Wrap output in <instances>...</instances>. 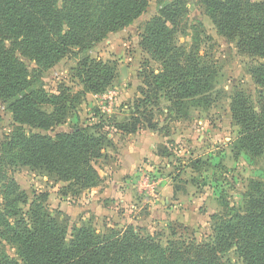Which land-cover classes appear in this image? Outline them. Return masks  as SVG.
I'll return each mask as SVG.
<instances>
[{
    "label": "trees",
    "instance_id": "obj_1",
    "mask_svg": "<svg viewBox=\"0 0 264 264\" xmlns=\"http://www.w3.org/2000/svg\"><path fill=\"white\" fill-rule=\"evenodd\" d=\"M201 5L219 36L235 44L241 55L261 61L250 69L257 97L237 91L230 111L240 130L233 144L235 155L264 160V0H201ZM148 6L149 0H0V102L16 125L0 145L1 163L44 171L80 192L102 185L96 165L113 146L109 132L100 125L75 126L55 136L27 132L25 128L49 132L64 126L71 108L66 94H49L34 85L38 74L65 58L88 53L132 25ZM185 15L183 0L166 4L146 24L140 42L161 65L159 73L144 75L147 92L142 103L159 110L164 100L169 114L180 113L189 101L209 109L219 74L197 45L188 49L177 44ZM74 71L84 91L94 95L105 94L118 77L115 63L91 58L80 61ZM144 116L135 113L118 123L117 132L129 135L145 128L162 133L158 122L143 124ZM149 117L147 122L153 112ZM201 165L191 162L195 171ZM1 196V238L10 240L5 242L15 247L18 259L0 249V264H235L228 257L232 251L243 264H264L261 183L250 184L243 210L222 203L225 212L212 217L213 236L208 241L172 239L166 245L141 236L133 227L104 234L92 226L74 227L69 233L39 203L47 201V194L36 196L26 218L19 204L28 199L8 178Z\"/></svg>",
    "mask_w": 264,
    "mask_h": 264
},
{
    "label": "rangeland",
    "instance_id": "obj_2",
    "mask_svg": "<svg viewBox=\"0 0 264 264\" xmlns=\"http://www.w3.org/2000/svg\"><path fill=\"white\" fill-rule=\"evenodd\" d=\"M172 1L149 0L147 11L132 25L110 35L108 40L94 46L88 53L65 58L51 69L38 74L39 79L34 88L44 89L49 94H66L71 108L66 124L62 127L49 132L25 128L27 132L55 136L75 126L93 128L100 125L104 132H109V139L113 142L114 135L118 133L115 125L120 123L117 116L125 121L135 113H144L147 117L144 116L143 124L158 122L164 128L160 136L164 137L171 131L172 137L179 139H166L167 145H158L157 154L163 162H149L153 169L141 170V191L138 195L143 197L144 204L139 214L130 210L124 217L125 221H122L123 214L120 213L95 217L80 210L72 214L70 211L85 207L81 199L91 190L80 192L69 189L68 183L44 171L7 166L1 161L0 206L3 203L1 193L4 181L8 178L17 184L28 199L27 204H19L26 218L36 196L47 194V201L39 203H42L49 217L66 227L69 233L74 227L92 226L100 234L112 229L122 231L133 227L141 236L154 238L163 245L172 239L208 241L213 236L212 217L221 216L225 212L222 203L236 210L244 209L245 195L250 184L257 182L264 185V160L251 159L244 154L236 156L233 152V144L240 130L232 120L230 106L237 91H243L255 100L258 87L252 80L250 69L261 61L241 55L235 44L217 34L212 21L204 12L201 0H183L186 15L180 21L176 41L179 46L188 49L197 45L200 55L217 67L219 74L212 94L213 104L209 109H204L189 101L180 113L175 114L168 113V104L164 100L159 102V110L143 105V93L147 92L144 75L159 73L161 65L150 53L141 49V36L146 24ZM85 58L117 65L118 77L105 94L86 93L80 81L75 78L74 69ZM26 63L30 70H35L34 64ZM149 111L154 115L151 122H147ZM15 128L7 105L0 102V145ZM177 134H184L185 138ZM193 161L203 165L195 171L191 166ZM104 164L103 160L97 162L98 172ZM162 187L169 193L165 199L172 202V207H177L174 210L177 214L172 211L166 218L151 220L148 209L159 201ZM171 191L174 192L173 198ZM73 192L80 193L74 195ZM66 207L68 211H65ZM1 237L0 232V249L12 259H18L15 247L5 242L10 240ZM228 257L235 264H243L233 251Z\"/></svg>",
    "mask_w": 264,
    "mask_h": 264
},
{
    "label": "crops",
    "instance_id": "obj_3",
    "mask_svg": "<svg viewBox=\"0 0 264 264\" xmlns=\"http://www.w3.org/2000/svg\"><path fill=\"white\" fill-rule=\"evenodd\" d=\"M117 118L122 122L120 116H117ZM178 135L185 138L184 134ZM175 138L172 137L171 131L162 137L159 132H152L145 128L129 135L118 132L114 135L113 146L105 150L104 158L101 159L105 161L103 169L99 171V175L103 180L102 185L82 197L81 200L84 201L85 207H78V209H74L76 211L70 212L73 214L81 210V212L95 217L100 215L112 216L120 213L123 214L122 221H125L124 217L127 216L130 210L137 211L135 214H139V210L144 204L143 197L138 195V192L141 191V178L139 177L141 170H152L153 167L148 164L149 162H163V159H159L157 154L158 145H167L166 139L168 141L179 139ZM168 194L162 187L159 201L148 209L151 220L152 218H166V215L172 211L177 214L174 211L177 207H172V202L166 200L168 197L165 196H168ZM171 196L173 198V191H171ZM65 209V211H68V207Z\"/></svg>",
    "mask_w": 264,
    "mask_h": 264
}]
</instances>
